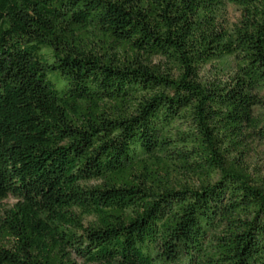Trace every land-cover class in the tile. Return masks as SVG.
<instances>
[{
    "label": "trees",
    "instance_id": "16d2710c",
    "mask_svg": "<svg viewBox=\"0 0 264 264\" xmlns=\"http://www.w3.org/2000/svg\"><path fill=\"white\" fill-rule=\"evenodd\" d=\"M262 91L264 0H0V264H264Z\"/></svg>",
    "mask_w": 264,
    "mask_h": 264
},
{
    "label": "rangeland",
    "instance_id": "374dc122",
    "mask_svg": "<svg viewBox=\"0 0 264 264\" xmlns=\"http://www.w3.org/2000/svg\"><path fill=\"white\" fill-rule=\"evenodd\" d=\"M240 12L236 7L229 6L227 10V16L226 21L228 24L236 23L239 20ZM218 64L213 63L212 66L216 67ZM211 65H206L202 71V76L204 79H208L211 77V75L214 73L215 68H213ZM52 78H54V75H51ZM64 83L63 80L59 81V86H62ZM261 97L264 101V91L261 93ZM255 115L256 116H264V105L262 107H258L255 109ZM248 164L251 168V170L259 175L264 180V145L262 144H253L252 150L249 153L248 157ZM15 200L13 198H8L3 203L5 206H11L13 205Z\"/></svg>",
    "mask_w": 264,
    "mask_h": 264
}]
</instances>
